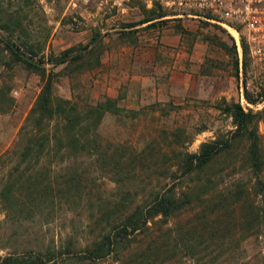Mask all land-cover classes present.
Returning a JSON list of instances; mask_svg holds the SVG:
<instances>
[{
  "label": "rangeland",
  "instance_id": "374dc122",
  "mask_svg": "<svg viewBox=\"0 0 264 264\" xmlns=\"http://www.w3.org/2000/svg\"><path fill=\"white\" fill-rule=\"evenodd\" d=\"M146 11L138 7L117 19L100 16L92 4L80 0H0V46L6 41L22 52L31 46L34 55L24 56L44 67L42 76L20 62L0 64V154L11 151L0 155V187L16 161L20 171L27 166L13 154L24 142L20 129L47 76L52 94L70 100L80 113L86 105L112 100L96 126V135L88 133L90 128L82 130L89 137L82 153L64 161L58 155L49 156L51 180L56 183L38 192L26 178L21 193L27 195V203L20 205L22 213H10V220H5L0 207V254L37 244H61L67 235L80 236L85 242L88 234L100 228L103 212L128 202L144 205L152 192L181 182L180 171H174L180 152H195L200 142L232 128L230 117L217 107L222 99L254 112L264 107V98L251 104L243 97V83L252 97L264 87V60L243 51L244 40L239 42V60L232 36L221 26L186 17L150 23ZM67 48H73L67 57H81L58 63ZM50 125L60 127L56 121ZM256 127L264 153V111L258 114ZM241 144L236 140L233 151L212 162L208 171L215 180L226 182L234 172L228 168L232 163L239 170L235 153ZM66 164L81 171V176L65 198L61 184L71 170L62 174L64 168L57 167ZM42 165V171L47 169V160ZM29 174L24 172V177ZM240 175L243 181L250 178L246 169L232 178ZM47 177L36 175V179ZM50 192L59 197L51 200ZM179 219L185 220L184 213ZM173 220L168 224L173 225ZM244 237L245 233H238L237 240ZM158 253V258L168 256L162 249ZM238 253L229 264H264L261 243L248 240ZM214 257L211 254L202 261L209 264ZM223 260L211 264H225ZM99 264H112V259Z\"/></svg>",
  "mask_w": 264,
  "mask_h": 264
},
{
  "label": "trees",
  "instance_id": "16d2710c",
  "mask_svg": "<svg viewBox=\"0 0 264 264\" xmlns=\"http://www.w3.org/2000/svg\"><path fill=\"white\" fill-rule=\"evenodd\" d=\"M163 15L159 8L150 9L146 11L145 21L150 22ZM242 47L243 51L248 50L247 45ZM72 50H63L57 62L81 57L80 54L67 57ZM27 53L34 55L31 46H26L22 52L4 41L0 46V64L10 66L20 62L28 69L41 71L44 76V67L34 62L32 57L24 56ZM98 62L96 58L94 63ZM242 88L243 97L248 103L254 104L264 98V87L254 97L244 83ZM111 101L106 98L105 103L86 105L83 113H80L72 107L70 100L52 94L50 77L43 80L25 125L20 129L25 134L24 142L13 154L27 166L20 171V162L16 161L15 164H18L7 172L0 187V207L5 220H10V213L20 215V205L27 203V195L21 193L24 179H30V186L37 188L38 192L56 183L51 180L54 171L50 168L52 162L48 160L49 156L58 155L64 161L67 157L74 160L77 153H82L89 138L88 133L92 137L96 135V126ZM221 103L217 107L230 117L232 128L200 142L195 152H180V160L174 171H180L182 180L177 186L172 183L166 189L152 192L144 205L128 202L121 204L122 209L113 206L111 210L103 212L100 228L88 234L85 242L80 236L67 235L61 244H37L20 252L11 250L0 254V264H99L109 258L112 264H184L186 261L188 264H206L202 259L211 254L215 257L209 264L218 258L225 259V264H229L231 261L228 260L234 253L239 255L238 251L246 241L264 246V153L256 127L258 114L264 111V107L254 112L244 110L238 102L222 99ZM54 121L60 127L53 128L50 122ZM85 128H90V132L83 133ZM236 140L242 143L238 153H235V162H240L239 170L232 163L228 168L235 174L230 173L226 182L215 180L208 171L210 165L217 157L233 151ZM10 152L4 151L0 155L6 156ZM44 160H47L48 168L42 171ZM68 166L57 167L64 168L62 174L71 170V176L61 184L65 198L74 191L73 185L78 186L77 181L81 176V171ZM243 169L248 170L250 178L243 181L241 175L245 174L232 178ZM28 170L30 174L24 177V172ZM39 173L47 174V179H36ZM212 192L213 195L216 193L214 199L210 198ZM56 197L50 195L51 200ZM180 213H184L185 220L179 219ZM171 218H175L173 225L168 224ZM238 233H245L241 242L237 240ZM161 249L168 253L167 258L157 257ZM135 251L138 253L131 257ZM203 253L207 254L202 256Z\"/></svg>",
  "mask_w": 264,
  "mask_h": 264
},
{
  "label": "built area",
  "instance_id": "2783aa9c",
  "mask_svg": "<svg viewBox=\"0 0 264 264\" xmlns=\"http://www.w3.org/2000/svg\"><path fill=\"white\" fill-rule=\"evenodd\" d=\"M92 4L96 13L108 18L123 19L141 7L160 9L164 15L153 19L200 18L217 24L232 36L240 60V37L248 54L264 60V0H80Z\"/></svg>",
  "mask_w": 264,
  "mask_h": 264
}]
</instances>
